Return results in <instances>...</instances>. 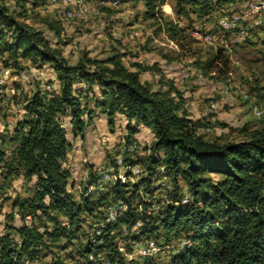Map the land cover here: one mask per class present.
<instances>
[{
    "label": "trees",
    "instance_id": "16d2710c",
    "mask_svg": "<svg viewBox=\"0 0 264 264\" xmlns=\"http://www.w3.org/2000/svg\"><path fill=\"white\" fill-rule=\"evenodd\" d=\"M35 1L13 0L16 9L22 11ZM140 1L145 5V18L155 20L180 48L191 50L188 40L192 38L185 29L163 20L161 7L166 0ZM237 1L177 0V6L180 15L191 18L194 13L203 18L213 15L219 6ZM15 10H11L7 0H0V55L23 54L32 56L34 61L52 63L59 90L49 96L40 86L24 106L27 115L18 122L12 137H19L15 147L11 152L0 147V176L9 180L23 175L34 182L33 196L14 202L20 208L22 224L7 225L6 233L0 236V264H26L24 256L34 259L39 248L46 246V235L72 240L77 234L73 227L65 225L42 233L37 226L25 222L28 216L47 209L68 218L73 226L85 212L93 213L100 207L93 191L88 192L98 179L93 168L81 193V203L70 186L68 160L72 145L62 116H69L74 135L83 136L88 126L85 116L94 114L87 105L89 101L86 105L82 102L83 97L93 98L95 107L105 109L110 122L116 112H121L129 121L151 127L155 135L146 157V178L133 184L119 180L111 188L109 196L123 200L127 209L115 224L107 225L103 234L96 236L94 244L102 243L97 252L107 250L111 262L125 264L112 231L122 225L131 230L141 223L134 240L145 238L147 242L163 231L168 242L178 237V232L192 242L173 256L172 264H264V128L250 130L241 141L208 139L200 131L206 123L189 115L185 96L173 81L159 80L160 86L155 88L150 81L142 80L143 72L161 73L157 65L135 62L127 66L123 62L126 53L120 52L102 59L85 54L71 64L53 49L43 31L20 23L13 15ZM44 23L55 35H61L64 26L59 21L44 19ZM224 52L221 48L197 65L204 74H220L223 66L230 64ZM95 87L100 88L102 99H97ZM158 166L166 168L172 191L161 210L148 212L153 203L139 193L141 187L150 196L154 192L151 178ZM184 189L188 201L184 200ZM91 247L88 245L87 252L92 251Z\"/></svg>",
    "mask_w": 264,
    "mask_h": 264
},
{
    "label": "rangeland",
    "instance_id": "374dc122",
    "mask_svg": "<svg viewBox=\"0 0 264 264\" xmlns=\"http://www.w3.org/2000/svg\"><path fill=\"white\" fill-rule=\"evenodd\" d=\"M7 1L11 10H15L13 0ZM86 7L87 16L64 26L60 36L55 35L44 23V19H49L62 24L61 17L55 15L47 0H36L29 5L27 11L17 8L12 12L20 23L43 31L53 49H57L71 64H76L85 54L91 58L102 59L120 52L126 53L123 62L127 66L131 67L135 62L146 66L157 65L161 73L143 72L142 80L150 81L155 88L160 86L159 80L163 83L173 81L185 96L189 115L206 123L200 131L208 139L241 141L247 138L250 130L264 128V124L251 113L252 105L264 106V29L255 30L245 38L233 34L224 37L215 22L222 11H228L225 10L227 6H219L213 15L199 18L191 13V18H187L178 13L177 0H166L161 7L163 20L177 24L192 38L188 40L191 50H183L169 38L164 29H159L160 26L155 20L144 17L145 5L140 0H120L118 3L110 0H89ZM188 9H191L189 5ZM206 30L217 35L214 43H208L195 36L197 31L203 33ZM9 37L11 34L7 36ZM221 39H224L225 43ZM221 48L230 60L229 66H223L220 74H204L197 62L207 61ZM58 84L57 72L52 63H44L40 59L34 61L32 56L23 54L0 55L1 148L11 152L18 142V136L14 140L12 137L18 122L27 115L24 110L27 99L40 86L45 95L52 96L58 93ZM100 91V88L95 87L97 99H102ZM89 95L93 97V94ZM86 101H89L88 107L94 110L93 116H85L88 126L84 132L87 136L83 137L82 146L86 161L76 159L75 155L71 156V161L68 160L72 173L70 186L81 203V193L93 168L98 179L88 192L93 191L100 207L93 213L85 212L81 220H78L79 223L73 226L68 218L47 209L39 210L35 216H30L29 224L37 226L42 233L54 231L58 225H65L68 228L73 227L71 229L77 234L72 240L64 237L57 240L46 235V246L39 248V254L34 259L24 256L26 264H89V261H93V264H116L110 261L107 250L97 252L102 243L95 245L92 236H99V229L103 234L101 222L106 217L107 208L118 202L113 196H109L115 183L121 180L133 184L148 175L149 161L146 157L155 135L151 127L136 120L129 121L121 112H116L110 122L105 109L94 106L93 98L83 97L84 105ZM216 102H219V106L212 108V104ZM62 117L69 140L76 145L74 136L79 133L73 134L68 115ZM132 129H137V132H130ZM135 144L138 148L132 149ZM160 155L162 156V153ZM136 166L142 174L133 173ZM104 173H115L117 180L102 181ZM151 179L155 187L151 196L143 187L139 193L146 201L153 203L148 212L155 209L154 205H159L172 191V180L166 168L158 166ZM27 181L28 183H25L23 175L13 176L9 180L0 176V236L6 233L7 225L22 224L20 208L15 207L14 202L17 198L33 196L34 182ZM185 191L186 189L184 193ZM187 197L186 193L184 199ZM138 201L136 199L135 203ZM140 225L141 223H138L131 230L122 225L112 231L125 264H172L173 256L184 250L181 246L183 242L190 241L186 235L178 232L175 234L178 237L168 242L163 237V231H160L150 239L159 245L160 250L156 254L143 253V249L147 247L146 239L134 240ZM14 238L17 240L18 236L14 235ZM88 245H92L91 252H87Z\"/></svg>",
    "mask_w": 264,
    "mask_h": 264
},
{
    "label": "built area",
    "instance_id": "2783aa9c",
    "mask_svg": "<svg viewBox=\"0 0 264 264\" xmlns=\"http://www.w3.org/2000/svg\"><path fill=\"white\" fill-rule=\"evenodd\" d=\"M53 7L55 15L61 17L63 26H69L73 24L78 19L86 17L87 10L89 5V0H47ZM112 2L118 3L120 0H110ZM228 10V9H227ZM215 24L217 29L224 33V37L229 35H235L239 38H245L251 35L255 30L264 29V0H244L237 7L229 9L228 11H222L218 15ZM195 36L201 40H204L208 43H214L217 40V35L212 33V31H204L203 33L196 32ZM221 41L225 43L224 39ZM219 102L213 103L212 108H217ZM251 113L254 118L259 119L264 124V106L262 105H252ZM138 148L135 144L132 149ZM135 172V173H134ZM142 174V171L136 166L133 169V173ZM117 180L115 173H104L101 178L102 181L105 180ZM185 201L189 200V196L184 199ZM167 197L159 204L154 205L152 211H159L163 208V205L166 203ZM127 205L123 200H118L117 204L109 205L106 211V217L102 220L101 226L102 231L104 228L109 225L116 223L119 218L122 216L124 211H126ZM150 212V211H149ZM31 217L26 218V222L29 223ZM100 229L98 235H101ZM97 235L92 236L93 243H97ZM191 241L183 242L182 249H185L191 246ZM160 250L159 245L154 241H147L146 249H143V253L147 254H156Z\"/></svg>",
    "mask_w": 264,
    "mask_h": 264
},
{
    "label": "crops",
    "instance_id": "0c3cea01",
    "mask_svg": "<svg viewBox=\"0 0 264 264\" xmlns=\"http://www.w3.org/2000/svg\"><path fill=\"white\" fill-rule=\"evenodd\" d=\"M242 1H244V0H238L237 2H235V3H230V4H227V5H225V10H229V9H232V8H235V7H237V5L238 4H240ZM262 31V30H261ZM58 90H59V84H58ZM102 121H103V119H102ZM91 126V125H90ZM90 126H89V128H90ZM89 131V130H88ZM86 136H87V133H85L83 136H81L80 134L79 135H77V136H74V138L77 140V142H76V145L74 144V143H72V141H70V143H71V145H72V150L70 151V153H69V160L71 161L72 159H70L71 158V156H74L75 155V158L76 159H83L84 161H86V153L84 152V148H83V146H82V143H83V137L84 138H86ZM80 141V142H79ZM76 160H75V163L74 164H76ZM25 183H28V181L25 179ZM80 185H82V184H80Z\"/></svg>",
    "mask_w": 264,
    "mask_h": 264
}]
</instances>
